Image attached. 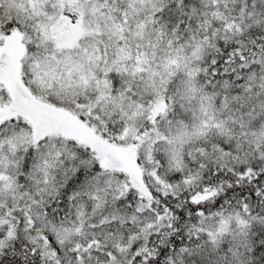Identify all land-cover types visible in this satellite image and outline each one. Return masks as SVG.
I'll list each match as a JSON object with an SVG mask.
<instances>
[{
    "label": "snow or ice",
    "instance_id": "6c2138e0",
    "mask_svg": "<svg viewBox=\"0 0 264 264\" xmlns=\"http://www.w3.org/2000/svg\"><path fill=\"white\" fill-rule=\"evenodd\" d=\"M0 264H264V0H0Z\"/></svg>",
    "mask_w": 264,
    "mask_h": 264
}]
</instances>
